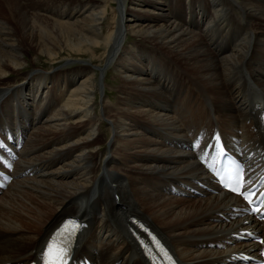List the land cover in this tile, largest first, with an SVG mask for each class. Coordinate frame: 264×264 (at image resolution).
I'll use <instances>...</instances> for the list:
<instances>
[{"label":"bare ground","instance_id":"bare-ground-1","mask_svg":"<svg viewBox=\"0 0 264 264\" xmlns=\"http://www.w3.org/2000/svg\"><path fill=\"white\" fill-rule=\"evenodd\" d=\"M128 35L147 49L126 46ZM28 52L49 68L9 84ZM72 55L88 58L76 60L81 70L53 67ZM108 68L125 87L112 108L94 102L96 69ZM8 104L0 121L14 128L0 126V144L16 164L0 195V264H41L71 217L80 221L78 264H145L130 237L143 232L178 264L256 255L253 243L231 236L262 224L246 220L243 203L221 192L195 156L217 131L260 170L264 0H0V106ZM26 123L33 127L23 141ZM105 125L111 139L99 155L93 146ZM116 142V168H108ZM193 183L205 197L190 206L167 195L196 191Z\"/></svg>","mask_w":264,"mask_h":264},{"label":"rangeland","instance_id":"rangeland-1","mask_svg":"<svg viewBox=\"0 0 264 264\" xmlns=\"http://www.w3.org/2000/svg\"><path fill=\"white\" fill-rule=\"evenodd\" d=\"M115 6H116V4H115ZM129 19H130L129 16L126 15L125 18L123 19V24L128 25L129 24V22H128ZM128 36L129 37L127 38V40L125 42L126 43L125 44L126 46H129V45H131L133 43L136 44V42H137V44H138L139 47H136V48H139V49H147V46L144 45V42H140L139 39L138 38H135L134 36H131V35H128ZM138 41H139V43H138ZM144 46H146V47H144ZM132 49H134V48H132ZM133 52H135V50H133ZM33 57H34L33 52H28L27 53V57H26L27 65H25V67L23 68V70H21L23 73H21V75H19V76L13 77L12 81L9 84H12L13 82H17L19 84L22 81L23 75L28 74V73H30L32 71H39V72H42L43 71V72H45L49 68L48 66H50V65L44 59H42L41 61H38V62H33L32 61ZM69 58H71L73 60L66 61L67 63L60 62V63H57V64H53L54 65L53 67L60 69L59 66L66 64L65 69L70 68V69H74V71H77V70H81L82 69V64L79 63V62H77L76 60H80V61L81 60H85V61H88V58L85 57V56H83V55H72V56H69ZM91 64L93 66H99L100 67V62H98V61H93ZM95 76H96L95 77V80H96L95 82L97 83V81H98V83H97V85H98V91H95V94H94L95 97L93 96L94 97V102L97 100L96 101V104L102 105V104H105L106 103V104L109 105V108L110 107L112 108L116 104V102L118 100V92L120 93L125 88L123 86V84H122L120 75L114 69L108 68L107 70L102 69V70H99V71L96 69ZM120 84H122L123 87ZM99 86L100 87L103 86V88H100L99 89ZM120 88H122V89H120ZM68 90H67L66 94L63 95V99L64 98L67 99V97H68ZM97 94H98V97H96ZM4 107H7L10 110V112L12 111V105L11 104L3 105V107L0 106V116H1L2 113H5L6 111L9 112ZM97 108L99 109V107H97ZM97 108H95V111L97 110ZM11 117H12V115L10 113V119H11ZM7 122H10L8 124H11V127L14 128V126L12 124L13 121H4V120H1L0 121V126H2L3 124H5ZM105 124H106V122H105ZM106 125H105V127H103V128L100 129V133L102 132L101 135H100V140H99L100 141V143H99L100 145L99 146L98 145L97 146H95V145L93 146V147L97 148V150L98 149L101 150V152L99 153V155H105L104 152L105 153L107 152L106 151L107 150L106 143H108V141H110V139H111V138H108V133H107V127H106ZM32 127L33 126H29L28 123H26L25 125H22V135L24 137L23 138V141L26 140V137L28 136V134L31 131V128ZM118 147H121L118 142H116V143H114L112 145L111 151L113 152L112 155H114V157H115V159H113V160H115V161H114V164L110 165L108 168H114V169L116 168V164H117V161H118V155H116V153L118 152V150H116V149ZM107 157L109 159V156H107ZM101 158H102V156L100 157V160H101ZM14 164H16V159L13 161L12 167L15 166ZM59 165H60L59 163H56L53 166V168H51V170L52 169H57ZM97 172H98V170H97ZM100 172H102V171H100ZM27 176H28V178H31L32 177V174L31 175H27ZM175 185H178V184H175ZM191 185H193L195 187L196 191H194L193 189H191L192 187H189V188L181 187V188L178 189V191L180 193L168 192L167 195L168 196L169 195H173L177 199L185 198V199H182V202L180 204L183 205V206H190L191 205V202L196 201L195 200L196 199L195 196H198L197 198H199V199L205 197L204 194L200 191V190H202V191L205 190L204 186H201V185L196 184V183H193ZM5 191H3V192H5ZM184 191L191 192V195L185 194ZM16 207L19 208V206H16ZM240 214L242 216H244V214H242L241 211H240ZM69 217H71V216H69ZM211 221H209V222H211ZM96 229H97V227H96ZM244 244H246V243H244ZM219 249H221V248H219ZM234 264H242V263H236L235 262Z\"/></svg>","mask_w":264,"mask_h":264},{"label":"snow or ice","instance_id":"snow-or-ice-1","mask_svg":"<svg viewBox=\"0 0 264 264\" xmlns=\"http://www.w3.org/2000/svg\"><path fill=\"white\" fill-rule=\"evenodd\" d=\"M217 143H219V137H215ZM3 145L0 144V147ZM200 144L197 141L194 143V148H199ZM203 151V149H201ZM222 151V149H221ZM244 173L238 167V177H237V184L235 187L230 188L231 191L236 192L237 194H242L245 196V199L250 200L251 193L244 194L241 192V189L244 186ZM264 203V201H262ZM258 210V209H257ZM79 225H76L71 232H68V226L65 225L61 228L55 236V239H52L50 243L47 245L45 256V264H68V257L70 255V244H71V237H74L75 232L78 230ZM67 233V239L65 238V234ZM64 241L63 244L59 243L60 241ZM162 250V249H161Z\"/></svg>","mask_w":264,"mask_h":264}]
</instances>
